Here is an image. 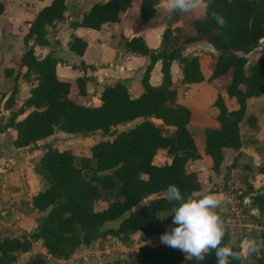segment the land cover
Masks as SVG:
<instances>
[{"label":"trees","instance_id":"trees-1","mask_svg":"<svg viewBox=\"0 0 264 264\" xmlns=\"http://www.w3.org/2000/svg\"><path fill=\"white\" fill-rule=\"evenodd\" d=\"M134 1H95L78 20L70 21L69 26L99 29L104 22L118 21L121 12ZM158 1L136 0L138 17L141 20L149 18ZM64 10L65 0H48L36 11L23 41L27 44L28 39H32L35 43L46 44L45 26L61 18ZM213 10L224 16L227 23L223 28L211 19ZM191 25L193 34L184 37L181 43L203 40L211 45L215 56L208 78L229 73L224 94L233 97L235 102V107L227 108L223 95L215 93L211 104L217 109L218 125L203 127L202 154L209 159L210 168L217 171L224 148L235 149L240 144L239 122L245 114L246 99L264 95V56L250 63L247 71L244 68L246 54L264 40V0H204L202 14L192 18ZM161 38L168 39V28L162 30ZM125 45L130 51L148 55L140 78L141 91L131 96L126 86L116 81L102 87L97 103L87 105L77 99L85 91L84 76H77L73 84L59 78L55 73L59 59L50 52L37 58L31 45L20 55L18 66L25 67L22 75H31L33 80L28 95L5 123L15 129V146L32 143L54 129L71 133L99 129L106 133L115 124L138 117L140 120L109 139L92 143L88 155L76 156L68 149L45 145L35 170L46 185L31 197V207L42 213L36 216L28 236L0 238V264L12 263L18 251L29 249L30 239H39L45 254L58 258L69 257L74 248L88 244L97 236L112 235L125 241L129 234L142 232L160 239L166 228L159 214L169 212L176 203L168 201L167 186L175 184L185 198L201 197L193 194L200 187L196 172L185 169L187 160L201 156L187 127L190 109L176 101L169 71L171 61L178 59L181 84L202 80L198 55L182 54L181 44L166 48L169 42L154 52V48L145 45L140 34L127 37ZM85 46L86 41L81 36L70 34L68 49L81 55ZM157 59L160 60L161 82L151 85L149 71ZM3 71L9 74L12 67H5ZM14 89L5 102L12 99ZM28 107L30 109L16 119V115ZM151 117L170 126L171 131L162 132ZM244 120L254 126L256 118L248 114ZM159 151L164 158L161 162L154 160ZM109 169L111 172H105ZM101 191H113V194L104 206L95 208ZM151 194L155 196L143 201ZM251 198L264 215V190L252 194ZM114 218H119L115 226L100 229L104 222ZM228 238L226 230L223 244H231L233 250L240 253V238H234L231 243ZM45 254L35 252L22 264H48ZM251 255L255 264H264V246L260 247L259 254ZM135 256L137 264H216L214 252L206 254L203 261H197L161 241L155 245H139ZM239 259L229 258V264H236Z\"/></svg>","mask_w":264,"mask_h":264},{"label":"crops","instance_id":"crops-1","mask_svg":"<svg viewBox=\"0 0 264 264\" xmlns=\"http://www.w3.org/2000/svg\"><path fill=\"white\" fill-rule=\"evenodd\" d=\"M0 1L2 2V10L0 12V238H2L3 236H28L31 230H33L36 216L42 212L37 211L31 207V197L34 193L41 190L46 185V181L43 178H40L37 172L35 173L34 165L35 160H38L39 156L45 150V146L41 144L38 148L33 149L32 146H30L32 145V143L21 147L15 146L13 144L15 129L12 126L5 125L9 115L16 111V109L21 105L23 99L28 95V90L32 85L33 77L31 75L23 76L22 74L25 71V67L18 66L19 57L23 53V51L27 48L28 45H31L33 48V53L37 58L43 57L48 52H50L54 57L59 59V61H57V63L55 64L56 75L61 79L68 80L72 84L77 76H84V94L77 96V99L80 103L83 101V99L84 103H87L92 99V97L97 98L104 85L112 84L116 81L123 83L131 96H136L141 91L140 78L145 64L148 62V56L147 54L128 50L125 45V39L132 34H140L143 37L145 45L148 48L155 49L157 48L156 45L161 40L160 38L162 30L165 28L164 26H167L166 23L170 18L165 21L164 26H161L160 23L165 19L157 20V12L155 8L163 7L165 5V0H160L155 4L152 15L145 20H141L138 17L137 2L135 0L132 5L121 12L118 21L104 22L99 29L87 28L82 26H76L73 28L69 26V22L78 20L82 13H84L93 2L101 0H65V10L63 12V16L59 19L53 20L51 23L45 26L47 43L38 44L35 43L32 39H28L26 44L23 41L22 37L26 33L29 23L34 17L36 11L42 5L47 3L48 0ZM203 9L204 3L201 4L197 9H194L192 13L190 12L188 14L190 15V19L200 16L203 12ZM177 23H180L182 27L177 26L176 29H187L188 33L186 36L193 34V28L191 24L186 27L184 23L181 22V20H179V22ZM70 34L79 35L86 41V46L83 49L82 54L78 55L74 53L75 56L71 60V62L63 60L60 56L57 55L59 53V50L68 49L67 40L69 39ZM113 42L114 44H112ZM89 43H98L99 45L103 46L112 44L114 45V49H111L110 53H107L106 61H104L102 57L92 58L90 56H86L88 55L86 51L88 49ZM183 44L188 45L186 46V49H189V47L193 49V47H197V45L199 46L201 44L211 46L208 42H205L203 40H196ZM118 45L119 47L116 50V47ZM191 49L189 51H191ZM209 51H211L210 53H213L214 50L212 49ZM191 53L196 54L195 51H192ZM111 57L113 58L108 64L96 66L91 70H86L85 74H82L79 70L70 66L72 62L74 64H80L81 60L83 61V63L101 64L102 61L108 62ZM198 60L199 63H201L202 61H207L205 57H198ZM210 63L212 64V62ZM178 64L179 66L174 60H172L169 66L172 83H180V63ZM5 67H12V71L9 74H4L3 70ZM159 68L160 60L157 59L153 63L149 71L148 82L151 85H158L161 82V72ZM200 69L203 77L208 75L210 72V70H208L206 67H200ZM108 70L112 71L108 72ZM200 81L190 82L187 84L180 83V85L195 87L196 83H199ZM13 88L15 89L13 91L12 99L8 102H5V99L8 97ZM90 94L91 99L86 100L85 97H89ZM259 96L260 95L249 96L246 99V107L250 106V103ZM229 98L234 101L233 97ZM176 101L188 106L190 109L191 114L187 127L191 134L192 132H195L196 136H192L197 150L201 155L196 159L187 160L185 163V169L187 171L193 170L198 173V171L200 170L203 175L202 178L204 183L202 182V180H200L201 177H198L197 174L200 182V187L198 190L194 191L193 194H199L203 196L210 193L216 195L219 198L222 193L228 192L227 190H224L222 188L224 182V178H221L220 171L222 170V161L220 163L219 169L217 171H214L210 168L209 159L204 154H202L203 127L206 125H218V122L215 119L217 109L216 107L209 105V114L200 113L202 115H200L198 118L193 119L194 110L195 107H197V104H193L195 103V100H186L184 98L181 99L177 97ZM192 106L194 108H192ZM233 107H235V105ZM29 109L30 107H28L24 112L18 113L16 115V119L22 117L24 113ZM252 115L255 116L254 113H252ZM151 120L153 122H155V120H158L161 123L158 118L151 117ZM257 122L258 120H256V123ZM191 125H194V129H191ZM74 133L65 132L60 129H54L51 134L36 139L34 143L38 144L40 143V141H47L46 139H51L53 140L52 146H54V143L58 142L60 136L73 135ZM198 141L200 143L199 147L197 146ZM225 149L228 150L233 148L228 147L224 148V150ZM231 191L241 192L240 189ZM246 193H249L251 195L255 194L253 192ZM152 196L153 194L147 197L150 198ZM162 213L164 212H161L159 214V218ZM169 227L166 229H169ZM135 233L137 235H142L144 238H152L155 236L145 235L142 232ZM106 236H110L112 237V239L117 240L115 236ZM30 241L31 243H40V245L35 248L37 251L29 247V249H27L26 251L19 252L18 254L22 257L20 260V264H22L29 255L35 253V251L45 254L44 248L41 245L39 239H30ZM105 246L106 248H103L102 250L108 251V245L105 244ZM88 250L91 251V248H89V246H87L86 244H80L76 248H74L69 257L66 258H58L49 254L45 255L46 258H52V261L49 262V264H83V259H81L80 257L83 256V252ZM96 250L99 251V248L96 247ZM17 257L18 255L16 256V258ZM84 260H86V258H84ZM97 261L98 262H96V264H99L100 260ZM239 261L236 264H239Z\"/></svg>","mask_w":264,"mask_h":264},{"label":"rangeland","instance_id":"rangeland-1","mask_svg":"<svg viewBox=\"0 0 264 264\" xmlns=\"http://www.w3.org/2000/svg\"><path fill=\"white\" fill-rule=\"evenodd\" d=\"M188 14L189 13L176 14L175 19L171 21L170 24L167 26H164V23L170 17L160 23L161 26L168 28V39L166 40L163 47H165L167 42H169V45L166 46V48H168L170 45L176 46L181 44L180 52L182 54L195 51L198 57H205V59H207V61H202V64L199 63L201 64L200 67H206L208 70H210V62L214 61L215 56V51H213V53H210L211 51H209L212 50L211 46L201 44L199 46L197 45V47H193V49H191L190 47L189 49H186V46L188 45H184L183 43H181L182 39L186 37L188 32L185 28H180L181 30L176 29L177 26L182 27L180 23L177 22L181 20V22H183L186 27L189 26L191 24V19L190 15ZM160 39L162 40V38ZM160 41L158 42L156 47L159 45ZM112 44H114V42ZM112 44H107L108 46H103L99 45L98 43H89L88 49L86 51L88 55L86 56H90L92 58L102 57L103 60L106 61L107 53H110L111 49H114V45ZM118 47L119 45L116 47V50L118 49ZM190 49L191 51H189ZM57 55L60 56L63 60L70 62L75 56L74 52H72V50L70 49L59 50V53ZM260 56H264V40H260L259 44L246 54V63L244 64L245 70L247 71L249 64ZM112 58L113 57H111L108 62L102 61L101 64H108L112 60ZM174 61L179 66V61L177 59H175ZM111 71L112 70H108V72ZM208 76L209 75L203 77V79L199 83H196L195 87H189L188 85L184 86L180 85V83L171 82L172 87H174L175 89V99L178 97L181 99L184 98L186 100H195V103L193 104H197V107H195L193 119L198 118L203 113L209 114V105H212L211 101L215 96V93L217 92L223 95L224 102L227 108H232L235 105V102L224 94V85L229 80V73L218 75L211 79H209ZM70 96L73 97L74 92L71 91ZM85 99H91V94L89 95V97H85ZM97 101L98 97H92V99L87 103H84L83 99L81 104L87 105L89 103H95ZM192 108L194 107L192 106ZM252 113L255 114L256 120H258V122L256 123L255 120L256 124L254 123V126H249L247 122H245L244 117ZM244 117L239 122V132L241 135V141L239 146L237 147L238 149L235 148L224 150V158L222 160L221 166L222 170H220L221 178H224L222 188L227 191L240 189L243 193H259L264 190V95H260L258 98H256L253 102L250 103V106L245 107ZM139 120L140 118L138 117L123 123L115 124L109 127V130L106 133L102 132L99 129H96L88 132L74 133L73 135H62L58 139V142L54 143V146H52L53 140L51 139H46L47 141H40V143L38 144L32 142V145L30 146H32L33 149L38 148L39 145L43 144L44 146H50L51 148L68 149L76 156H84L89 154V146L92 143L100 139H109L114 135V133L118 132L119 130L130 127L132 124ZM155 122L158 123L162 132L168 133L171 131L170 126L162 124L158 120H155ZM190 127L191 129H194V125H191ZM192 135L196 136L195 132H192ZM199 145L200 143L198 141L197 146L199 147ZM154 160L157 162H161L164 160L162 151L157 152V154L154 156ZM37 161L38 160H35L34 165L37 164ZM105 172H111V170L109 169ZM196 174H198V177H201L200 180H202V182L204 183L202 178L203 175L200 170ZM38 176L42 178L40 174ZM112 194L113 191H101L100 197L95 200L94 207L100 208L104 206L106 204V200L111 199ZM147 198L148 197H145L143 201H146ZM168 214L169 213L165 211L160 216V218L165 216L163 219H160L162 225L165 228H168L170 226V222L172 219V216ZM118 220L119 218L108 220L100 226V229L105 228L107 226H115ZM241 236L242 235L237 234L235 235V238H240L241 240ZM255 240L257 241L258 245H260L261 247L264 246V233L261 235V240ZM143 242H145L146 244L155 245L159 243L160 240L155 236L152 238H144L142 235H137L135 232L129 234L125 241H121L118 238L117 240L112 239V237L106 235L97 236L90 240L88 244H86L87 246H89V248H91V251L88 250L83 252V256H81L80 258L83 259V264H96V262H98L97 260H100L99 264H137L135 253L138 248L137 246H139L138 244H141ZM36 243H31L30 241L31 249L36 250L35 248L40 245V243ZM104 243L108 245V251L102 250L103 248H106ZM96 247L99 248V251L96 250ZM19 252L23 251H18L16 253V256L18 255V257L14 260V262L10 264H20V260L22 257L18 254ZM84 258H86V260H84ZM51 261V257L47 258L48 264ZM239 264H255L252 255L244 253L242 240L240 244Z\"/></svg>","mask_w":264,"mask_h":264},{"label":"clouds","instance_id":"clouds-1","mask_svg":"<svg viewBox=\"0 0 264 264\" xmlns=\"http://www.w3.org/2000/svg\"><path fill=\"white\" fill-rule=\"evenodd\" d=\"M203 3L204 0H165L163 7L155 8L157 20L167 19L173 14L190 13ZM210 15L219 27L226 25L219 12L213 10ZM166 194L169 202L176 203L168 214L172 216V226L161 234V243L197 261H203L210 252H214L216 264H229V258H240V253L234 251L231 244H223L226 227L216 211L222 203L216 195L209 193L199 198H185L175 184L167 186ZM260 247L253 238L243 241L245 254H259Z\"/></svg>","mask_w":264,"mask_h":264},{"label":"built area","instance_id":"built-area-1","mask_svg":"<svg viewBox=\"0 0 264 264\" xmlns=\"http://www.w3.org/2000/svg\"><path fill=\"white\" fill-rule=\"evenodd\" d=\"M219 199L222 203L217 213L223 218L226 230L233 235V239L240 234L242 242L249 237L261 240L264 216L252 203L251 194L228 191L222 193Z\"/></svg>","mask_w":264,"mask_h":264},{"label":"water","instance_id":"water-1","mask_svg":"<svg viewBox=\"0 0 264 264\" xmlns=\"http://www.w3.org/2000/svg\"><path fill=\"white\" fill-rule=\"evenodd\" d=\"M175 19V14H173L170 19L167 21L166 25H169L171 21H173ZM166 39L161 40L159 46H157V48L154 49V52H157L158 50H160L164 43H165ZM102 64H91V63H83V64H74L73 62L70 64V66L72 68H76L77 70H79L82 74H85L86 70H91L96 66H101ZM233 239V235L229 234V238H228V243H231Z\"/></svg>","mask_w":264,"mask_h":264}]
</instances>
